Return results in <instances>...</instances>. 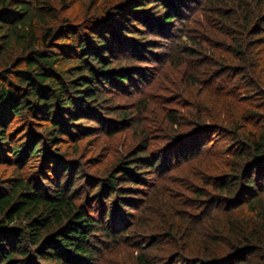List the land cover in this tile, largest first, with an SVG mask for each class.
Segmentation results:
<instances>
[{
	"label": "trees",
	"instance_id": "obj_1",
	"mask_svg": "<svg viewBox=\"0 0 264 264\" xmlns=\"http://www.w3.org/2000/svg\"><path fill=\"white\" fill-rule=\"evenodd\" d=\"M187 2L123 0L96 18L49 27L47 2L0 0V166L13 168L0 180V264H96L103 245L127 248L116 264H264V0L233 1L235 20L220 7L224 26L213 34L224 66L213 60L219 68L190 76L193 85L218 83L188 106V119L166 115L179 132L162 150L143 141L92 182L61 153L111 129V116L130 122L133 112L112 94L146 84L140 65L161 61L156 50ZM216 132L237 147L207 157ZM193 161L200 170L155 188L140 209L141 222L151 214L156 223L132 230L128 211L148 176ZM79 180L90 187L83 201Z\"/></svg>",
	"mask_w": 264,
	"mask_h": 264
},
{
	"label": "rangeland",
	"instance_id": "obj_2",
	"mask_svg": "<svg viewBox=\"0 0 264 264\" xmlns=\"http://www.w3.org/2000/svg\"><path fill=\"white\" fill-rule=\"evenodd\" d=\"M41 1H45V4L47 2L52 7L53 17L50 20L49 27L60 24L58 20L62 21L64 18H69L73 24H78V22L85 20L87 17L91 18V16H94L96 18L98 14L109 13L111 7L123 2V0ZM233 1L235 3V0H188L182 10L178 11L180 12V17L172 23L173 35L170 34L169 39L166 42H162L163 46L161 49L156 50V52L162 51L164 53L161 61H145L144 64L140 65L148 72L146 84L130 94H112L115 105L126 112H133V115L130 116L131 120L129 119L130 122L122 123L117 115L111 116V123H113L111 129L107 128V130L98 131L96 134L82 139L78 145L70 142L62 146L61 153L65 155L67 160L79 163V166H81L80 171L86 178L85 180L92 182L104 177L119 158L126 156L131 150H135L139 144L142 145L143 141H148L150 150L159 151L160 149L162 150L170 136L179 132L178 128L169 126L166 121V115L169 112H173L178 115L181 122L184 119H188L186 115L194 112L193 110L189 111L190 108L188 106H193L192 102L196 103L197 99L203 97L202 94L205 95V91H212L213 84L218 83L215 80L212 85L207 83L202 84V86L199 84L193 85L190 76L195 69H206L208 71L211 68H219L216 67L218 65H214L216 63L224 66L227 58L226 55L220 57L221 55L217 50H223V47L219 45V38H214L213 30L221 29L224 26L223 22L221 23L217 17L221 6L223 9L226 8L228 10L226 14L231 19H237V16L233 14L234 11H232ZM226 27L238 29L233 24ZM206 31H209L211 35L209 36ZM201 43L202 46L208 47L209 45L213 49L203 50L200 48ZM190 51H193V53L191 54ZM215 51H217L216 57L214 55ZM16 53V55L19 54L18 52ZM213 60L216 63L212 62ZM211 71L212 69L209 72ZM252 96L248 97V104L257 102ZM256 104L259 105L260 103ZM128 124L130 125L128 126ZM212 141L214 144L211 142L212 144L205 149L210 148V153L206 154L207 157L209 154L214 155L216 151H230V149L234 150L237 147L236 142H232L230 138L228 139L222 133L216 132V134H213ZM207 160L208 158L205 159V162ZM195 162L181 164L175 162L171 170L166 172L165 175L153 174L148 176L146 185L138 188V208L128 211L130 215L128 224L132 230L135 225L150 227V225L153 226L156 223L154 219H151V214L149 218L148 216H146V219L144 217L143 222H141L139 220L141 217L140 209L144 207V203L149 199L155 188L159 187L162 189L166 184L171 185V183L173 184L176 181H185V177L182 178L183 175L191 174L194 172L193 169L200 170L201 164ZM182 170L183 172H181ZM188 170L190 171L186 173ZM12 173L13 168L10 166H0V180L9 179ZM190 177L194 178L193 176ZM83 181L79 180L76 182L80 184L81 201L85 198V192L90 190V187L88 185L85 186V181ZM198 184L196 183L195 186H198ZM167 188L163 190L165 191ZM238 214L244 218L250 215L244 207L238 210ZM130 234L127 233L126 236L131 237L132 235ZM111 246L103 245L101 248L103 255L96 261V264H116L118 260L123 259L124 261L127 259L126 247H120L116 250V247L113 248L112 246L111 248ZM123 250L126 251L122 252Z\"/></svg>",
	"mask_w": 264,
	"mask_h": 264
}]
</instances>
